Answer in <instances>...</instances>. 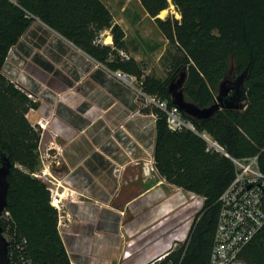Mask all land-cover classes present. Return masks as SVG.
I'll list each match as a JSON object with an SVG mask.
<instances>
[{"label":"trees","instance_id":"obj_1","mask_svg":"<svg viewBox=\"0 0 264 264\" xmlns=\"http://www.w3.org/2000/svg\"><path fill=\"white\" fill-rule=\"evenodd\" d=\"M147 12L161 26L169 20L157 16L172 3L182 15L175 19L169 39L177 47L169 80L147 74L143 91L161 94L173 105L169 82L187 72L184 92L200 107L215 102L221 83L245 74L247 99L242 109H221L209 118L198 119L183 112L198 132L211 134L237 158L258 155L264 172V114L260 125L253 101L264 110V0H142ZM33 17L54 28L75 46L112 72L138 70L133 58L125 59L126 32L100 2L78 0H0V156L12 161L8 175L6 211L19 235L28 242L30 255L39 264H72L58 228V211L51 204L47 185L33 176L40 160V130L27 114L37 104L3 71L12 48L28 31ZM166 29V28H165ZM110 31L113 45L99 41ZM212 49L214 54L205 57ZM105 53L114 58L107 59ZM246 101L247 104H246ZM145 112L158 115L154 142V166L167 182L204 197L188 238L160 259L148 264H209L220 209L219 197L235 176L233 161L216 151L195 131H172L165 113L157 106ZM192 237L190 239V236ZM251 264H264V227L243 251Z\"/></svg>","mask_w":264,"mask_h":264},{"label":"rangeland","instance_id":"obj_2","mask_svg":"<svg viewBox=\"0 0 264 264\" xmlns=\"http://www.w3.org/2000/svg\"><path fill=\"white\" fill-rule=\"evenodd\" d=\"M78 1L91 5L97 1L109 10L127 35V51L120 54L125 59L133 58L139 64L138 70L111 72L105 62L91 57L41 19L33 17L32 25L19 44L10 50L3 71L37 104L28 113L31 123L42 115L51 117L53 129L42 132L40 146L44 152L51 150L48 162L53 173L65 180V185L70 188L69 194L74 195L64 199L62 228H66V234H86L99 228L113 237L118 218L112 213L108 219L105 200L110 198L111 209L115 210L119 205L117 194L121 186L128 187L130 196L136 189H141V184H145L146 189L142 174L156 176L148 186H154L160 180L153 162L155 118L158 115L147 113L145 109L158 107L153 98H167L161 94H147L142 87L147 74L164 81L171 79L173 54H176L177 47L170 41L169 34L175 33L174 20H181L182 15L171 3L157 16L169 20L161 26L157 18L147 12L142 0ZM99 41L112 46L110 31H105ZM213 54L210 48L204 56ZM104 56L114 58L108 53ZM251 105L258 118L255 124L259 126L263 106L256 101ZM248 157L251 156L245 158ZM114 174L119 175L118 178L137 174L139 179H128L125 186L123 178H115ZM165 189L167 194L173 192ZM183 191L178 194L180 200L165 211L160 205L162 197L145 203L141 214L145 221L141 245L129 259L121 262L122 258L117 255L112 264L138 263L154 241H166L193 223L202 209L198 207L200 198ZM130 217L128 213V221ZM183 242L175 241L173 248ZM88 260L83 264H90Z\"/></svg>","mask_w":264,"mask_h":264},{"label":"built area","instance_id":"obj_3","mask_svg":"<svg viewBox=\"0 0 264 264\" xmlns=\"http://www.w3.org/2000/svg\"><path fill=\"white\" fill-rule=\"evenodd\" d=\"M29 97L31 98L30 95ZM152 101L165 113L168 127L172 131L189 129L198 132L194 123L183 115L178 106L174 104L169 106L166 100L153 98ZM49 116L42 115L39 120L32 123L37 130H40L41 138L44 135L42 132L52 127ZM27 117L29 118L28 114ZM157 119L155 118V121ZM198 133L206 141L207 151L220 152L229 157L235 166L234 179L218 200L220 209L209 264H251L243 257L242 253L264 227V172L259 166L258 155L248 158L234 157L211 134ZM50 151H42L39 143L38 154L42 166H38L32 174L41 179L50 191L51 204L58 211L59 232L66 246L65 238L68 233L66 234V228L61 226L62 211L65 208V197L68 198L70 195L73 198L74 195L73 193L69 194L70 188L65 185V180L56 177L53 173L51 164L48 162L52 156ZM177 188L183 190L180 187ZM191 193L192 197L200 198L198 207L202 208L204 197ZM0 224L3 227V235L9 242V264H39L30 255L27 239L19 235L8 211L2 212ZM191 226L192 223L184 227L183 239L179 241L187 240ZM66 249L70 255L67 246ZM71 263L77 264L72 259Z\"/></svg>","mask_w":264,"mask_h":264},{"label":"crops","instance_id":"obj_4","mask_svg":"<svg viewBox=\"0 0 264 264\" xmlns=\"http://www.w3.org/2000/svg\"><path fill=\"white\" fill-rule=\"evenodd\" d=\"M158 176L160 177L158 183L154 186H148V183L152 181L151 179L156 176H152V173L142 174L141 180L147 183L146 189H144L145 184H141V189H136L135 193L132 192L130 196H128V187L123 188L121 186L117 194L119 205L115 206V210L111 209L110 198L105 200V205L107 206L105 212L107 213L108 219H110L112 213H116L118 218L114 224L115 236L112 237L104 229L99 228H93V230H89L86 234L69 232L65 238V243L69 249L71 259L77 264H83L86 262V259H89L90 264H112L111 261L117 255L122 258L121 262L133 256L141 245V231L144 228L143 224L145 222L141 218V214L145 203H150L152 198L159 199L162 197L160 199V205L164 209L163 211H165L169 207H173L176 201L180 200L181 193L184 192V189L179 190L177 186L167 182L159 174ZM114 177L118 178L119 175L114 174ZM138 177L135 174L128 178L120 177L118 179L123 178L122 181H125V186H127L129 181L138 180ZM73 180L77 181L75 178ZM165 188L173 192L167 194ZM175 194L177 195L175 196ZM128 213L131 214L130 221L127 219ZM135 264L137 263L135 262Z\"/></svg>","mask_w":264,"mask_h":264},{"label":"water","instance_id":"obj_5","mask_svg":"<svg viewBox=\"0 0 264 264\" xmlns=\"http://www.w3.org/2000/svg\"><path fill=\"white\" fill-rule=\"evenodd\" d=\"M186 77L187 72L182 71L180 76L173 79L169 84V93L172 96L173 104L178 106L182 112L194 118L203 119L213 116L221 109H242L245 107V100L247 99L244 86L245 74L236 77L230 85L229 80H224L221 83L215 102L203 108L187 100L184 92ZM11 167L12 161L5 154H2L0 156V216L7 206L8 175ZM8 250L9 242L4 237L3 227L0 224V264H9Z\"/></svg>","mask_w":264,"mask_h":264},{"label":"bare ground","instance_id":"obj_6","mask_svg":"<svg viewBox=\"0 0 264 264\" xmlns=\"http://www.w3.org/2000/svg\"><path fill=\"white\" fill-rule=\"evenodd\" d=\"M111 37H109V41ZM184 228L172 234L166 241L156 240L152 243L150 250L140 257L137 264H148L153 260L162 257L166 252L172 249L174 242L182 240L184 235Z\"/></svg>","mask_w":264,"mask_h":264}]
</instances>
